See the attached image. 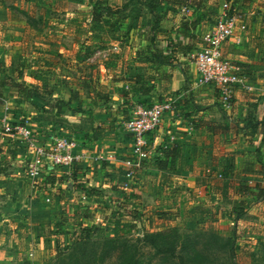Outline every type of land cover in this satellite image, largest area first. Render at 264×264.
I'll list each match as a JSON object with an SVG mask.
<instances>
[{"label":"rangeland","instance_id":"obj_1","mask_svg":"<svg viewBox=\"0 0 264 264\" xmlns=\"http://www.w3.org/2000/svg\"><path fill=\"white\" fill-rule=\"evenodd\" d=\"M0 1L5 8L1 12L4 20L0 23L3 40L0 44H5L3 54L6 57L0 62V132L2 117L8 114L12 123L27 124L36 137H44L38 142L47 147L57 137L75 141L85 138L90 142L98 138L109 140L114 133L127 137L125 127L118 124L117 118L120 115L125 121L129 119V110L138 103L135 94L140 96L145 87L155 88L156 101H175L178 106L175 113L179 112L178 108L181 110L182 127L193 114L196 118L192 123L197 131L189 135L173 128L176 138L181 137L185 144L176 174L159 172L148 166L152 159L144 164L129 188L124 185L125 170H109L106 161L95 160L97 154L89 155L88 175L98 178L99 186L91 185L86 178L88 194L82 196V202L76 194L68 192V188L87 183L71 180L65 173L59 174L47 160L42 170L50 171L51 168L61 176H49L47 182L43 178H32L33 159H29L32 153L26 142L0 135V264H59L65 258L69 261L73 253L79 254L81 264H121L124 251L123 247L116 249L119 243H114L115 240L129 241L128 247L138 250L137 259L143 264H164L155 255L156 248L144 243L146 235L159 232L170 240L178 237L192 240L189 249L193 250L189 253L198 260H189L187 264H264V171L257 170L264 168L263 159L260 160L264 149L257 153L264 129L260 128L251 141V134L246 138L242 131L224 137L212 135L200 127L204 123L202 117L215 123L230 119L239 128L244 127L245 123L240 121L249 113H255L256 120L264 121L263 76L257 80L255 90L237 94L238 104L246 106L245 113V108L241 107L235 111L224 109L212 86L206 91L197 87L199 97L203 93L212 95L213 102L205 105L185 101L190 96H183L180 90L161 98L162 88L172 81L178 69L194 77L195 66L191 59L183 60L179 53L181 47L192 44H178L185 33L181 29H178L180 35L174 33L173 25L187 28L184 25H190L195 17L187 19L179 14L181 10L174 11L165 5L159 8L163 20L156 24L149 14L146 15L147 24L142 25L131 16L135 4H131L132 0ZM211 1L213 6L223 4L221 0ZM234 1L233 12L239 4ZM257 1L243 0L240 5L245 3L253 7ZM190 2L194 7L193 15L198 17V8L204 0ZM96 4L100 9L107 6L112 10L110 14L102 10L108 18L101 24L94 23ZM239 13L237 15L241 16ZM217 18L213 17V24ZM254 24L258 29L254 33H257L256 39L262 43L264 20L257 17ZM111 25L115 35L109 31ZM13 26L19 32L8 28ZM152 52H162L168 57L169 65L158 68L148 65L146 61ZM97 76L103 83L99 90L110 96L106 104L102 100L97 102V88L91 91L83 88L84 78L96 79ZM152 77L157 80L151 81ZM113 84L118 85L116 93L110 90ZM196 85L199 86L198 80ZM125 91L132 96L130 107L124 114L119 110L112 112L119 109L116 97ZM122 105L120 108L126 104ZM105 155V152L100 154ZM232 157L235 189L226 193L218 164L222 158ZM241 168L249 170L241 171ZM242 184H259L260 187L255 190L254 197L237 195L235 191ZM60 185L65 187L60 188ZM92 188L96 190L91 193ZM241 199L251 203L243 218L237 222L226 218L225 213ZM200 211L214 213L215 218L201 223ZM158 213L172 214L175 219H160ZM80 239L89 243L85 249H76L74 244ZM231 239L235 241L233 245L227 243ZM177 242L178 256L173 257L174 264H182L183 245L182 241Z\"/></svg>","mask_w":264,"mask_h":264},{"label":"crops","instance_id":"obj_2","mask_svg":"<svg viewBox=\"0 0 264 264\" xmlns=\"http://www.w3.org/2000/svg\"><path fill=\"white\" fill-rule=\"evenodd\" d=\"M210 1L211 0H204V2H202V4H203L202 7L198 8V11L200 12V15L198 17L193 15V11H194L193 8L194 7L192 6V4H190V7H189L190 12L189 13H183L182 11L179 12L180 15L182 14L181 15L182 17H186L187 19L195 17V18H193V20H191L190 25H188V24L184 25L187 28H181L178 25H173L174 33H178L180 35L181 32L178 29H181L183 31V33H185V37H182L178 41L179 42L178 44H181V42H183V44H188V45L192 44L191 46H193L195 48L197 43H199L201 41V43H200L201 45L198 48H195L194 51L190 52V54H188L187 57H184L181 53L182 51L181 52L179 51L180 56H182L183 60L186 58L191 59V55L197 49H199L202 46L203 37L205 36V34L209 30H211V28L215 25V24H213L212 20H213L214 16L218 17V15L221 11V5L222 4L220 5V7H217V6H213L212 1L211 2ZM221 1H222V3H224L225 0H221ZM230 1L232 3V8H233L235 1L234 0H230ZM241 1H243V0H237V2H239V4H236V9H234L235 15H237L239 12H240L239 14L241 15V16H239L241 20L239 23V29L237 31L238 35L241 38V43L237 44L234 39H231L229 42L224 44L223 55L225 58L229 59L230 62L235 65V68H236L235 74L238 75V77L244 79V83L242 85L238 86V88L236 89V94H235V99H234V104H233V110L235 111L237 108L241 107V108H245V111H244V113H245V112H247L246 106H244L245 104H240V105L238 104L239 98H238L237 94L238 93L244 94L245 91L247 93V92H251L252 90H255L256 89L255 85L257 82H259L257 80H260L262 76L264 77V42L261 43V40H257L256 39L257 33L254 34L256 31H258L256 24H254V20L257 17L258 18L260 17L261 20H264V0H258L257 3L255 4V6H253V7H251V6L249 7L245 3H242V6H241L240 5ZM237 8H239V10H237ZM3 10H5L4 4L1 3V1H0V23L3 22V20H4L3 13H1V12H3ZM212 10H214V12ZM236 10L238 11V13L236 12ZM174 11H179V10H174ZM210 12L214 13V16H212L210 14ZM175 15H176V13H175ZM1 17H2V19H1ZM251 23L253 24V26L250 25ZM8 28L19 32V29H16L15 26L8 27ZM247 28H248V31H247ZM177 30H178V32H177ZM0 34H1V32H0ZM1 38L2 37L0 36V42L3 41ZM191 38H192V40H191ZM4 47H5V44L2 45V43H1L0 44V62H3L4 58H6L3 54ZM180 50H182V47L180 48ZM193 73H194V77H192L193 75L186 76V74H183L182 69H178L176 71V73H174V77L172 78V81L168 84L169 86L167 85L166 87L162 88V93L159 96L161 98H166L168 95H170V94L172 95L174 92H177L180 90V93L183 92V94H182L183 96L184 95L190 96V97H187L188 100H185V101L193 100L191 102L199 103V104H197L199 106H200V104L205 105V103L211 102L212 101L211 100L212 95L210 93H205V94L203 93V94H201L200 97L198 96L197 87L200 88V90H204V91H206V89L210 88V87L209 86H198V85H196V81L198 79V74H197L196 69L193 71ZM194 81H195V83H194ZM116 86L117 87H115V84H113L112 87H110L111 92L114 91L116 93L115 89H118V85H116ZM129 96L132 97L131 94ZM157 96H158V94L153 92L152 95H150V96H142L141 100L146 99L147 101L156 102L155 98ZM191 96H193V98ZM135 97L138 98L137 100L139 101L140 96H138V94H135ZM113 98H115V97H113ZM116 99H115L117 101L116 108H119V109H117V110L114 109L112 112L118 113V110H119V113L124 114V112H125L124 108H128V106L130 107V105L128 103H126L127 98H125V96H123V93H120L116 97ZM162 101H166V100H162ZM123 102L126 105H124V107L120 108L121 106H123L122 105ZM185 103L188 104V102H185ZM219 104H221L220 99H219ZM177 107L178 106H176V109H177ZM222 107H223V105H222ZM175 110L173 113H170V114L165 116L160 130L158 132H155L154 134H152L150 136L151 141L154 142L157 145V147H160L164 143L165 137L175 136L174 135L175 129H173V128H178V130L182 129L185 133H188L189 135L194 134V132L197 133V131H195L196 129L192 123V122H194V120H195L194 118H196V117L193 116V114L191 116H189L185 122L186 126L182 127L180 125L181 122H179V119L182 118L181 117V110H180V108H178L179 112H177V113H175ZM129 111H131V110H129ZM191 118H193V119H191ZM197 118H199V117H197ZM202 118H203L202 120L204 122H206V117H202ZM117 119H118V124L121 123V125L125 127L126 121L124 120V117H121L119 115V117ZM240 123L241 124L245 123V117L243 119H241ZM114 134L115 135H113V137H111L109 140H103L101 138H98L96 141L93 140L92 142H90V140H85V138H83V140H76L79 144L78 149H77L78 153L82 154V155L84 154L85 157H83V160L81 162L75 163L74 166L71 168L64 167V168L59 170V168H61V167H55L56 168L55 170H57L56 172H58L59 174L60 173L68 174L67 176H70L71 180L72 179H75L76 181L79 180V181H81V183L82 182L87 183L86 182L87 179H90V184L98 187L99 183L96 182V181H98V178L93 179L90 177V175H88V173H89L88 168L91 165H88L87 161H88L89 157L93 154H97V155H95L96 156L95 160L98 162H99L98 158L105 159L104 161H106L109 164L108 166H106L107 169L114 170L115 168H122L123 170H125V168L123 166L122 159H124L126 157V155L128 154V150L131 147L132 139L126 130H125V134L127 135V137H124L121 133L120 134L114 133ZM262 136L264 137V135H262ZM180 138L181 137H179L178 139L176 138V139L183 142L182 139H180ZM37 139L38 140L44 139V137H40V138L37 137ZM52 141H50V144ZM41 143H43V142H41ZM184 146H185V144H184ZM89 148L95 149V152L90 151ZM183 149H184V147H183ZM29 152L32 153V151L30 149H29ZM103 152H105L106 155L100 156V154ZM111 155H117V158L116 159H110L109 156H111ZM31 158H33V153H32V155L30 154L29 159H31ZM261 158L263 159L262 162H264V155H262V153H261L260 160H261ZM47 162L51 165V163L49 161H47ZM51 166L53 167V165H51ZM113 166H115V167H113ZM241 169H242L241 171L249 170L248 168H241ZM257 170L259 173H261V172L263 173L264 168L262 167V169H257ZM59 174H56L50 168V171L47 170L44 172L42 170V173L38 178H43V181L47 182L46 181L47 177H49V176H52V177L61 176ZM93 182H94V184H93ZM65 183H67V181H65ZM90 184H89V186H90ZM63 186L65 187V185H60V188H64ZM97 187H95V188H97ZM86 188H89L88 183L83 184L81 187H74V184H73V186L72 185L69 186L68 192H72V193L76 194L78 201L82 202L81 201L82 196H86L85 195V193H86L85 189ZM86 194H88V193H86ZM52 198H54V197L52 196ZM78 201H76V202H78ZM74 206H76V205H74Z\"/></svg>","mask_w":264,"mask_h":264},{"label":"built area","instance_id":"obj_3","mask_svg":"<svg viewBox=\"0 0 264 264\" xmlns=\"http://www.w3.org/2000/svg\"><path fill=\"white\" fill-rule=\"evenodd\" d=\"M181 11L189 13L190 9L184 7ZM240 20L233 12L231 1L224 2L217 22L203 37L202 46L191 55L198 74L199 86L215 88L221 104L228 110L233 108L236 89L244 83V79L238 77L235 74V66L225 60L223 46L231 39L241 42L240 36L237 35ZM175 104V101H158L151 105L135 104L130 118L125 122V130L132 139L128 154L122 159L125 168V188H129L130 182L136 179L144 164L157 155L159 147L151 141L150 136L160 130L165 116L176 109ZM0 135H9L26 142L33 153L30 170L32 178L41 175L46 160L55 167L71 168L85 157L84 154L78 153L79 144L74 139L57 137L47 147L38 142L32 128L21 122L12 123L8 114L2 117ZM175 140V136L170 137L171 142ZM109 158L116 159L117 155H111ZM219 177H222L221 174Z\"/></svg>","mask_w":264,"mask_h":264},{"label":"trees","instance_id":"obj_4","mask_svg":"<svg viewBox=\"0 0 264 264\" xmlns=\"http://www.w3.org/2000/svg\"><path fill=\"white\" fill-rule=\"evenodd\" d=\"M94 2V0H91ZM90 1V3H91ZM135 3L133 5L134 8V14H132L131 16L133 17V19H135V22H141L142 25H146L147 21H146V15H153V17L155 18V22L156 24H158L161 20L164 19V15L162 13H160V9L163 8L165 5L166 7H168L169 9L172 8L174 10H182L184 7H190V0H132V3ZM131 4L127 5L130 6ZM145 7V9H143ZM94 12H93V17H94V23L97 24H101L103 22H106V18H108V15H105L104 13H102V10H106L109 12L112 11L110 9V7H105L102 6L103 9H100V5L96 4L94 5ZM160 8V9H159ZM104 11V12H106ZM214 12V10H212ZM106 16V17H105ZM139 18H141L140 20H138ZM217 22V21H216ZM215 22V23H216ZM214 23V24H215ZM112 29V25L110 26L109 31L112 33V35L116 34L115 30ZM103 46V45H102ZM103 47H107L106 45H104ZM177 49H179V45L176 46ZM195 48L193 46H187V47H182V50H180V52L182 53V55L184 57H187L188 54H190V52L194 51ZM177 53V52H176ZM147 64L152 66V67H162L164 65H169L168 62V57L164 56L162 52L159 53H151L150 57H148L147 59ZM157 79H155L154 77L151 78V81H156ZM84 81V85L83 88L91 91L94 88H97V97L99 98L97 100V102H101V100L106 104L107 102L110 101V96L107 93H102L101 90H99L102 87V83H101V79L99 78V76H97V78H90V79H83ZM142 91L139 93L140 94V99L138 101V103H142L144 105H151L155 102H151V101H147L145 100H141L142 96H150L152 95L153 92H155V88L151 87H145L141 89ZM123 96H125V98H127V103H130V96L128 92H124ZM158 102V101H156ZM134 108V107H133ZM126 111V108H125ZM132 114V111H130V115ZM255 114L254 113H249L246 115V119H245V124L243 128H239V126H235L231 123V120L228 119L227 121H223L221 123H215V122H204L202 123V125H200L202 128H204V130L208 131L209 133H211L212 135H223L224 137H228V135L232 132L233 133H237L239 131L244 132V134H246V137L248 136V133L251 134V138L250 140L252 141L254 137H256L260 131V128L263 127L264 129V121H258L255 118ZM130 118V116H129ZM264 134V131H263ZM245 136V135H244ZM183 147L184 144L183 142L179 141V140H175L174 142L170 141V136L165 137L164 143L158 148V153L157 155L153 158V162L148 163V166H152L153 168H155L157 171L159 172H168L171 174H176L177 170V165L179 162V157L182 155V151H183ZM262 148L264 149V137L263 140L261 142L260 147L257 148V153H260L262 151ZM218 170L221 172V176L222 178H224V190L226 193L229 192L230 189H235V185L233 184V175H234V171H235V163H234V157H232V159H226V158H222L219 161L218 164ZM260 185L256 184L254 186H248V185H244L242 184V186H238L235 193L237 195H243V196H250V197H254L256 195L255 190L259 189ZM96 190V189H90L91 193ZM89 191V190H88ZM87 191V192H88ZM87 196V195H86ZM226 198H228V194L226 195ZM229 199V198H228ZM231 204V203H230ZM251 206L250 202H247L245 199H241L240 201H238V203L231 209V211L226 212L225 213V217L232 220V221H239L243 218V216L245 215L246 211L249 209V207ZM202 214L201 217V223H205L207 221L208 218L210 219H214L215 214L214 213H208L205 211H200ZM158 217L160 219H164V218H169L171 220H174L175 217L172 214H167V213H158ZM119 232H117L118 234ZM177 236V235H176ZM114 241V240H111ZM171 241V243L169 242ZM177 241H182V247H183V256L180 257L181 259V263L182 264H187L189 260H192L194 262H196L198 260L197 257H193L191 253H189L190 250L193 249H189L190 245H192V240L191 239H183L181 237L178 238H174L173 240H170L168 238L165 237V234L159 232V233H152V234H148L145 236L144 239V243L145 245L148 246H152L155 247V255L157 257H159L160 261L164 264H174V259L173 257H177L178 256V252H177V246H178V242ZM128 242L129 241H124V242H119L117 240L114 241V243H119L118 246H116V249H120L121 247H123V255L120 257L121 258V264H143L142 262H140L139 259H137V252L138 250L135 248H130L128 247ZM235 241L234 240H229L227 243L233 245ZM111 243V242H109ZM123 246H121V244ZM113 244V243H111ZM75 247H77L76 249H85V247H87L89 245L88 242L83 243V240L80 239L78 241L75 242ZM171 246V247H168ZM74 247V248H75ZM226 247H229V245L226 244ZM73 249V248H72ZM78 249V250H79ZM185 252H187L185 254ZM196 256L200 257L199 254H197ZM68 259H70L69 261H66V258L63 259L62 261H59V264H81V258L79 257L78 253H73L72 256H70Z\"/></svg>","mask_w":264,"mask_h":264}]
</instances>
